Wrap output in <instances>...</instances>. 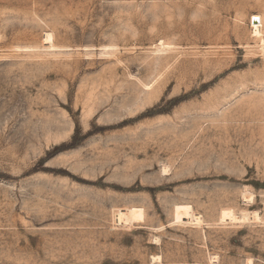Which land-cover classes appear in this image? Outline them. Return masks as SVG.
<instances>
[{"label":"rangeland","instance_id":"rangeland-1","mask_svg":"<svg viewBox=\"0 0 264 264\" xmlns=\"http://www.w3.org/2000/svg\"><path fill=\"white\" fill-rule=\"evenodd\" d=\"M248 262L264 0H0V264Z\"/></svg>","mask_w":264,"mask_h":264},{"label":"bare ground","instance_id":"bare-ground-1","mask_svg":"<svg viewBox=\"0 0 264 264\" xmlns=\"http://www.w3.org/2000/svg\"><path fill=\"white\" fill-rule=\"evenodd\" d=\"M255 17H253L254 19H257L256 21H254V29H255V33L256 34H262V27H263V17L259 14L254 15ZM53 41V36L52 34H48L46 39H45V43H52ZM245 196V195H244ZM247 202V201H246ZM223 210V209H222ZM234 210V209H233ZM221 213V212H220ZM258 213H256L257 215ZM255 215V214H254ZM255 215V216H256ZM259 215V214H258ZM257 215V219H260L259 216ZM244 217V216H243ZM238 218V217H237ZM235 213L232 210L229 209H224L222 211V215H221V219L222 220H230L233 221L234 219H237ZM255 218V219H256ZM244 219V218H243ZM242 219V220H243ZM248 219V218H247ZM256 219V220H257ZM117 220L121 223H132V222H141L144 220V212L143 209L140 207H133V208H126V209H122L118 212L117 214ZM246 220V218H245ZM193 221L196 224H202L203 223V219L200 216H194ZM238 221V219H237ZM241 221V220H240ZM248 221V220H247ZM262 221V220H260ZM250 222V221H248ZM156 257V256H155ZM156 258H159L156 257ZM158 260V259H157ZM249 263V262H248ZM251 264V263H249Z\"/></svg>","mask_w":264,"mask_h":264},{"label":"water","instance_id":"water-1","mask_svg":"<svg viewBox=\"0 0 264 264\" xmlns=\"http://www.w3.org/2000/svg\"><path fill=\"white\" fill-rule=\"evenodd\" d=\"M257 19H253V21H256Z\"/></svg>","mask_w":264,"mask_h":264}]
</instances>
